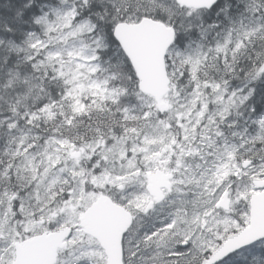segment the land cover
Listing matches in <instances>:
<instances>
[{
  "label": "snow or ice",
  "instance_id": "1",
  "mask_svg": "<svg viewBox=\"0 0 264 264\" xmlns=\"http://www.w3.org/2000/svg\"><path fill=\"white\" fill-rule=\"evenodd\" d=\"M0 264H264V0H0Z\"/></svg>",
  "mask_w": 264,
  "mask_h": 264
}]
</instances>
